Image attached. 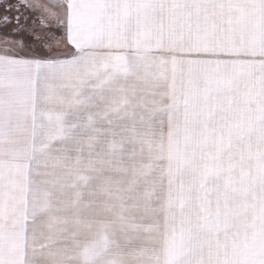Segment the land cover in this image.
<instances>
[{
  "label": "snow or ice",
  "instance_id": "snow-or-ice-1",
  "mask_svg": "<svg viewBox=\"0 0 264 264\" xmlns=\"http://www.w3.org/2000/svg\"><path fill=\"white\" fill-rule=\"evenodd\" d=\"M0 264H264V0H0Z\"/></svg>",
  "mask_w": 264,
  "mask_h": 264
}]
</instances>
